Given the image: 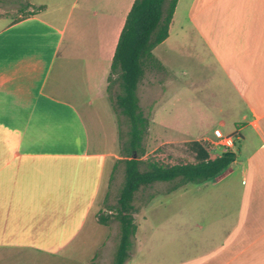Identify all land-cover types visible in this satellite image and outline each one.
<instances>
[{
  "label": "crops",
  "instance_id": "0c3cea01",
  "mask_svg": "<svg viewBox=\"0 0 264 264\" xmlns=\"http://www.w3.org/2000/svg\"><path fill=\"white\" fill-rule=\"evenodd\" d=\"M23 1L31 14L0 15V249L60 255L103 226L102 254L118 239L94 216L119 150L108 75L134 0ZM152 52L161 67L137 88L141 108L149 103L148 134L156 124L181 143L204 141L212 158L233 151L239 167L194 183L221 187L204 191L203 206L174 207L183 221L146 227L141 211L124 264H264V0H177ZM156 79L167 86L160 97L143 89ZM183 94L201 118V130L185 135L179 117L161 119L178 113ZM214 129L233 146L217 144Z\"/></svg>",
  "mask_w": 264,
  "mask_h": 264
},
{
  "label": "trees",
  "instance_id": "16d2710c",
  "mask_svg": "<svg viewBox=\"0 0 264 264\" xmlns=\"http://www.w3.org/2000/svg\"><path fill=\"white\" fill-rule=\"evenodd\" d=\"M176 2L177 0H134L120 31L110 66L108 97L116 115L123 116L127 127L125 138H122L119 128V142L123 153L119 160L123 162L124 177L117 198L115 218L119 223V237L112 264H124L129 257L136 231L132 215L135 207L132 202L140 187L155 181L175 180L169 189L173 190L189 182L201 183L220 174L235 158V153L230 150L212 158L202 140L181 143L192 155V160L163 165L143 158L146 153L149 116L139 104L137 88L146 70L161 67L152 50L168 36ZM31 13L25 10L22 17ZM114 83L118 90L112 96L109 92ZM108 220V217H99L102 224H107Z\"/></svg>",
  "mask_w": 264,
  "mask_h": 264
},
{
  "label": "rangeland",
  "instance_id": "374dc122",
  "mask_svg": "<svg viewBox=\"0 0 264 264\" xmlns=\"http://www.w3.org/2000/svg\"><path fill=\"white\" fill-rule=\"evenodd\" d=\"M24 8L25 3L23 0H0V15H8L12 21L22 17L24 14ZM146 87L151 88L152 90H157L159 93L158 97H160V94H162V92L167 88L165 85H158L157 79L153 81L150 80L147 83L143 82V89ZM117 90V84L114 83L111 86V91L109 94H112L113 96ZM172 91L174 93L175 89ZM183 96L184 100L177 106L178 113L174 108L175 110L173 111V114L163 116L161 119L171 122L175 121L176 117H179V130L182 135H185L190 131L192 132L201 130V125L199 124L201 118L192 115V110H189L187 106V95L183 94ZM165 102L166 101L164 100V103ZM148 104L149 103L147 102H143V109L147 115L150 114L149 110H147ZM116 116L119 124L118 126L121 128L120 133L122 134V138H125L127 127L123 122L124 118L119 114ZM151 119L152 116L150 117V120ZM166 131L167 130L162 132L159 128V125L157 126L156 124H153V127L145 140L146 153L143 158L155 160L163 165H171L182 160H192V155L186 149V147L181 144V141H179L180 139L171 137L170 132ZM217 141V144H220L218 139ZM208 149L213 151L209 146ZM117 156L118 158H115L114 166L112 165L109 167L108 171L106 172L104 184L100 191L99 200L95 205L96 208L94 210V216L98 219V221L100 216L108 217L109 232L117 230L119 237V223L115 218V214L117 210L118 193L124 177L123 162L119 160L123 157V153L121 152L120 148V142ZM238 167L239 166L236 165V163H233L229 164L225 170L228 171L230 168H233L231 173L234 174L238 171ZM174 182L175 180L155 181L148 186L140 187V189L135 192L132 202L135 207L134 212L132 213L135 223H137V221L140 219L142 215L141 211H144L143 215L147 217V220H142L145 222L144 225L146 227L149 226V222H166L170 221V218L175 220V222L183 221L182 216L187 219L188 214H186V212H177V208L174 207L185 208L187 205L203 206V204L208 203V199H210L209 195L211 194L204 193V191L219 190L221 187L220 185H217L215 188H204L202 185L188 183L184 190L182 189L178 192H172L171 194L167 193L170 191L169 189L174 184ZM195 193L196 195H194ZM158 194H162L160 198L161 202L157 203L158 207L146 210L145 206L154 196ZM143 208L144 210H142ZM138 222H140V220ZM88 229L91 236L89 239H87V242L82 244L75 243L67 251L60 255L46 256L36 253L24 254V252L16 254L14 251L8 252L7 249H0V264H112L118 239L113 248L110 245L109 248H111L109 251L100 254L98 251L99 247H97V242L102 241L105 234V227L94 226L93 228L88 227ZM94 254H96V256H94ZM90 256L94 257L89 259Z\"/></svg>",
  "mask_w": 264,
  "mask_h": 264
},
{
  "label": "built area",
  "instance_id": "2783aa9c",
  "mask_svg": "<svg viewBox=\"0 0 264 264\" xmlns=\"http://www.w3.org/2000/svg\"><path fill=\"white\" fill-rule=\"evenodd\" d=\"M214 134L218 138L219 142L226 148H231L233 146L232 138L223 134L220 129H214Z\"/></svg>",
  "mask_w": 264,
  "mask_h": 264
}]
</instances>
